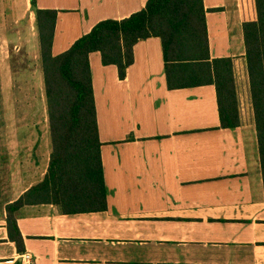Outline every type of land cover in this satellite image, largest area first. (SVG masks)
<instances>
[{
  "label": "crops",
  "instance_id": "1",
  "mask_svg": "<svg viewBox=\"0 0 264 264\" xmlns=\"http://www.w3.org/2000/svg\"><path fill=\"white\" fill-rule=\"evenodd\" d=\"M147 3L36 0L38 9L58 12L53 56L98 23L129 18ZM204 5L211 58H234L240 127H221L214 85L169 90L160 38L135 46L124 80L92 53L107 210L25 206L18 212L20 253L7 208L44 180L52 145L32 0H0V264H23L25 253L34 264H264V180L246 47L231 53L225 0Z\"/></svg>",
  "mask_w": 264,
  "mask_h": 264
},
{
  "label": "trees",
  "instance_id": "2",
  "mask_svg": "<svg viewBox=\"0 0 264 264\" xmlns=\"http://www.w3.org/2000/svg\"><path fill=\"white\" fill-rule=\"evenodd\" d=\"M240 4L264 180V0H240ZM32 6L41 43L52 155L44 180L7 208L9 237L20 253L25 247L18 212L25 206L54 204L66 214L107 210L92 53L101 54L104 66H116L124 80L135 62V46L160 38L169 90L214 85L221 127L241 125L234 58H211L204 0H148L145 9L129 18L98 23L58 56L52 54L58 12L38 9L36 0Z\"/></svg>",
  "mask_w": 264,
  "mask_h": 264
},
{
  "label": "rangeland",
  "instance_id": "3",
  "mask_svg": "<svg viewBox=\"0 0 264 264\" xmlns=\"http://www.w3.org/2000/svg\"><path fill=\"white\" fill-rule=\"evenodd\" d=\"M236 3H237V0H225V4L227 7V11H228L227 14H228V17L230 19L229 36L231 38V39L228 38L227 42H229L231 45V53L238 55L239 53L244 51L245 45H244V40H243L241 13H240V9L237 7ZM11 7L13 9V6H11ZM225 44H227V43H225ZM236 61H237L236 70H237V75H238L237 77L241 83V80L243 79L242 75L244 74L243 72H241L242 74H240L241 57H236ZM241 86H242V84H241ZM240 89H241L240 90L241 98H243V90H242V88H240ZM241 102H243V100ZM245 102H247L249 104V100H246ZM247 103H244L246 107H247ZM240 105H241V103H240Z\"/></svg>",
  "mask_w": 264,
  "mask_h": 264
},
{
  "label": "built area",
  "instance_id": "4",
  "mask_svg": "<svg viewBox=\"0 0 264 264\" xmlns=\"http://www.w3.org/2000/svg\"><path fill=\"white\" fill-rule=\"evenodd\" d=\"M23 264H34V258L31 254L25 253L21 256Z\"/></svg>",
  "mask_w": 264,
  "mask_h": 264
}]
</instances>
